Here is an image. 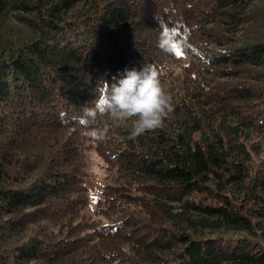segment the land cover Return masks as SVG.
<instances>
[{
  "label": "trees",
  "instance_id": "obj_1",
  "mask_svg": "<svg viewBox=\"0 0 264 264\" xmlns=\"http://www.w3.org/2000/svg\"><path fill=\"white\" fill-rule=\"evenodd\" d=\"M144 64L173 111L133 139ZM0 264H264V0H0Z\"/></svg>",
  "mask_w": 264,
  "mask_h": 264
},
{
  "label": "clouds",
  "instance_id": "obj_2",
  "mask_svg": "<svg viewBox=\"0 0 264 264\" xmlns=\"http://www.w3.org/2000/svg\"><path fill=\"white\" fill-rule=\"evenodd\" d=\"M162 69L144 64L141 69H125L114 83L106 98V111L114 120L134 118L131 138L163 126V121L173 111L171 96L161 83ZM94 118L95 112L89 110ZM108 129H93L86 133L94 140H102Z\"/></svg>",
  "mask_w": 264,
  "mask_h": 264
},
{
  "label": "rangeland",
  "instance_id": "obj_3",
  "mask_svg": "<svg viewBox=\"0 0 264 264\" xmlns=\"http://www.w3.org/2000/svg\"><path fill=\"white\" fill-rule=\"evenodd\" d=\"M174 72H179V67L176 64H173ZM87 168L86 172L89 175V182L91 183L92 187H97L102 182L103 172L102 169V161L93 151L88 152L87 156Z\"/></svg>",
  "mask_w": 264,
  "mask_h": 264
},
{
  "label": "snow or ice",
  "instance_id": "obj_4",
  "mask_svg": "<svg viewBox=\"0 0 264 264\" xmlns=\"http://www.w3.org/2000/svg\"><path fill=\"white\" fill-rule=\"evenodd\" d=\"M177 55H181V53L179 51L176 52Z\"/></svg>",
  "mask_w": 264,
  "mask_h": 264
}]
</instances>
